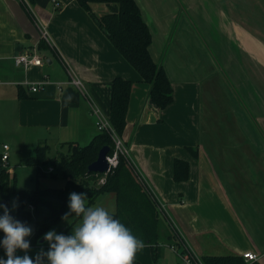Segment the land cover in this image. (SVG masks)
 I'll use <instances>...</instances> for the list:
<instances>
[{
	"label": "crops",
	"instance_id": "0c3cea01",
	"mask_svg": "<svg viewBox=\"0 0 264 264\" xmlns=\"http://www.w3.org/2000/svg\"><path fill=\"white\" fill-rule=\"evenodd\" d=\"M134 1L151 33L149 53L173 89L164 110L150 103L149 86L75 0H0L4 169L14 177L13 166L37 146L56 153L60 144L86 146L99 133L88 100L68 83L59 56L106 118L112 80H130L121 140L138 181L163 206V231L175 232L198 258L253 253L264 264V0ZM100 6L105 13L117 11L116 5ZM42 28L52 46L39 47ZM33 51L41 66L14 65L15 56ZM40 82L45 86L37 92L26 85ZM186 147L197 148V158ZM175 159L188 162L184 182L173 180ZM52 181L58 184L44 182L42 188L63 189L62 179ZM99 197L93 205L99 198L115 213L114 195ZM14 217L33 225L31 249H48L35 238L33 210ZM71 223H78L76 217ZM54 230L70 235L71 225L62 220ZM162 244L156 264H181ZM0 257L6 259L3 248Z\"/></svg>",
	"mask_w": 264,
	"mask_h": 264
},
{
	"label": "trees",
	"instance_id": "16d2710c",
	"mask_svg": "<svg viewBox=\"0 0 264 264\" xmlns=\"http://www.w3.org/2000/svg\"><path fill=\"white\" fill-rule=\"evenodd\" d=\"M79 7L92 19L114 49L138 73L141 81L149 86L148 99L158 110L166 109L173 102V89L161 65L155 63L149 53L151 33L143 21L141 12L134 0H75ZM116 5L117 11L96 13V5ZM39 47H45L41 41ZM133 82L116 77L111 82V99L108 120L115 135L121 138L126 125V113ZM125 145V144H124ZM102 147H108V154L114 150V143L109 133L99 132L86 146L73 143L60 144V149L52 154L49 147L39 145L25 161V166L37 169V178L47 176L62 179L63 189L52 190L36 187L33 190L20 191L17 195V213L31 206L33 209L35 238L40 239L45 233L54 229L68 212V197L71 192H84L88 204L92 206L101 195L113 194L115 198V218L132 230L144 242L142 250L137 252L133 264H156L162 254V243L175 245L181 249L182 244L175 232H164L166 225L156 202L148 190L138 181L128 160L119 155L116 168L105 176L102 185L90 186L89 180L101 178L103 174L87 173L89 164L97 159ZM195 159L197 148L186 147ZM1 158V153H0ZM189 177L188 162L175 159L173 163V180L184 182ZM10 199V180L0 161V203L8 206ZM78 220V218H76ZM166 229V227H165ZM167 230V229H166ZM203 264H258L247 263L237 255L201 256Z\"/></svg>",
	"mask_w": 264,
	"mask_h": 264
},
{
	"label": "clouds",
	"instance_id": "9594fccd",
	"mask_svg": "<svg viewBox=\"0 0 264 264\" xmlns=\"http://www.w3.org/2000/svg\"><path fill=\"white\" fill-rule=\"evenodd\" d=\"M18 198L12 201V209L0 203V248L6 259L0 264H133L134 257L144 247V242L133 234L109 209L88 204L84 192H71L68 212L61 217L71 225V234L57 233L54 229L44 234L48 250L43 247L34 257L28 255L32 229L16 219L11 212L18 207ZM78 218L73 225L71 218ZM17 250L25 254L17 255Z\"/></svg>",
	"mask_w": 264,
	"mask_h": 264
},
{
	"label": "built area",
	"instance_id": "2783aa9c",
	"mask_svg": "<svg viewBox=\"0 0 264 264\" xmlns=\"http://www.w3.org/2000/svg\"><path fill=\"white\" fill-rule=\"evenodd\" d=\"M53 6H54V8L59 9V3L57 1H53ZM40 32H41V40L43 42H45L46 44H48L49 46H52L46 30L44 28H42ZM59 60H60L61 64L63 65V67L66 69L67 73L70 75V80L68 81V83L70 85L75 86L79 90V92L82 94V96L88 100L89 105H90V109H91V114L96 118L95 125H96L97 130L99 132L105 131V132L109 133L112 137V140L114 143V150H113V153L111 155L108 154L106 156V160L108 163V170L105 174H103V177L98 179V185H102L105 181V176L109 172H111L112 169L116 168V166L118 164L119 155L126 158L128 160V163H130L129 158H128L129 157L128 156V150H127L126 146L124 145V143L122 142L121 138H118L115 135L113 128L111 127V125L109 123L108 118H106L101 113L99 108L88 98V94L86 93L85 87L82 84V82L78 78H76L72 75V72H71L67 62L63 58H61V56H59ZM13 62H14L15 66L22 67L24 69H27L31 66H41L42 65V59L35 51H33L31 53H23L21 55L15 56L13 58ZM26 85L28 86V89L31 92H37L38 90H41L43 88V86H45V82L26 84ZM58 88L59 89L61 88L60 84H58ZM7 149H8V146H6V145L2 146V153H1V158H0L2 168H4L7 164V160H8ZM46 171L52 172V168H47ZM151 197L156 202L158 209L161 212H163L164 211L163 206L152 195H151ZM29 208L31 210L33 209L31 206H29ZM180 241H181V239H180ZM181 244H182L181 249L177 248L175 245L168 246V248L174 254H176L178 256L181 264H203L201 262L200 258L195 256L193 253H191L186 248L183 241H181ZM242 257L244 258V260L247 263L257 261V256L253 253L243 254Z\"/></svg>",
	"mask_w": 264,
	"mask_h": 264
},
{
	"label": "rangeland",
	"instance_id": "374dc122",
	"mask_svg": "<svg viewBox=\"0 0 264 264\" xmlns=\"http://www.w3.org/2000/svg\"><path fill=\"white\" fill-rule=\"evenodd\" d=\"M111 6H113V5H111ZM98 7H100L101 9H98L97 6H96L95 7L96 12H98L100 14L105 13L104 7H102L100 5ZM166 51L167 50H165V52ZM52 154H55V152L52 151ZM13 167H14L13 172H14L15 176L14 177L13 176L9 177V180H10V199H9V204H10V206H12V201L14 200V198H17V195H18V193L20 191L33 190L36 187L42 188L44 186V182H48L49 184H53V185H57L58 184V183H53L52 180H54V179H52L48 173H47V176L44 177V178H47L46 180H44V178H40V177L37 178V174H35L34 169H32V168H30L28 166H25L24 163H22V164L18 163V165L15 164V166H13ZM30 172H32V173H30ZM89 184H90V186H94V187L98 186L97 185L98 184V178H94L92 180H89ZM43 189H47V188H43ZM52 190H57V189H52ZM99 198L96 200V205L98 204V206H100L99 205L100 203H98V202H101V201H99L100 200ZM27 208H29V207H27ZM27 208H25L24 210H26ZM16 214H17V212H16V209H15L14 212H13V216H15ZM165 248H163V249L165 250ZM166 249L169 250V248H166ZM47 250L48 249H45V251H47ZM38 251H36L34 249H31V251L28 253V255L34 257L35 254ZM24 254H25L24 252L19 251V255L20 256H22Z\"/></svg>",
	"mask_w": 264,
	"mask_h": 264
},
{
	"label": "water",
	"instance_id": "95a60500",
	"mask_svg": "<svg viewBox=\"0 0 264 264\" xmlns=\"http://www.w3.org/2000/svg\"><path fill=\"white\" fill-rule=\"evenodd\" d=\"M109 148L108 147H102L99 152L97 159L88 165L87 167V173L92 174H105L108 170V163L106 160V156L108 155ZM3 203V202H2ZM4 204V203H3ZM32 232L34 231L33 225H30ZM44 235L39 239V243L45 242L43 239Z\"/></svg>",
	"mask_w": 264,
	"mask_h": 264
}]
</instances>
